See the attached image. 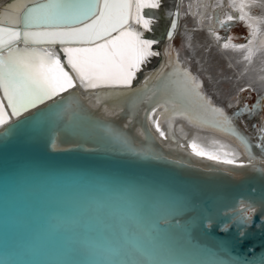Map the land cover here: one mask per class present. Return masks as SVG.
I'll list each match as a JSON object with an SVG mask.
<instances>
[{
    "label": "water",
    "instance_id": "95a60500",
    "mask_svg": "<svg viewBox=\"0 0 264 264\" xmlns=\"http://www.w3.org/2000/svg\"><path fill=\"white\" fill-rule=\"evenodd\" d=\"M135 5L133 0V10ZM174 34L170 29L159 37L167 41ZM172 56L142 81L141 76L131 84L88 88L142 91L168 68ZM75 77L74 87L19 117L0 92L9 116L0 125V264H264L263 208L249 223L240 222L247 215L240 199H264V154L254 142L257 159L242 155L244 162L235 165L197 155L189 143L179 144L187 161H205L218 171L211 176L171 156L149 128L159 150L139 149L128 141L134 149L129 151L98 132L109 121L74 110L65 114L68 98L80 96ZM163 105L147 104L148 117ZM248 167L251 174L227 179L226 170Z\"/></svg>",
    "mask_w": 264,
    "mask_h": 264
},
{
    "label": "bare ground",
    "instance_id": "6f19581e",
    "mask_svg": "<svg viewBox=\"0 0 264 264\" xmlns=\"http://www.w3.org/2000/svg\"><path fill=\"white\" fill-rule=\"evenodd\" d=\"M257 1L252 0L247 3L245 1L244 12L247 15L244 19H241L240 0H235V3L233 0H159L160 6L155 8L139 7L140 3L151 4L154 0H136L131 15L133 24L131 23L130 27L127 26L114 37L106 38L95 45H64L62 46L63 49L55 45L54 49H48L51 52L54 51L60 61L65 63L64 67L67 71H70L72 78L73 74L76 76L74 78L76 89L80 91L79 97L71 95L66 101L67 103L64 105L65 114L70 110H74L109 121L107 122L108 127L101 128L98 132H105L119 142L120 138L131 141L138 145L139 149L151 148L157 151L159 149L152 140L149 128L157 140L161 141L164 150H167L174 158L184 159L188 166H192V168L197 169L198 173H203V175L211 176L218 171L214 167L203 163L205 161H187L184 157L185 150L180 149L179 144L186 146L189 143L190 151L195 152L192 148V144L195 143L205 153L220 155L221 160L232 158V154H235L237 163L238 160L242 159V155L245 156V159H249L236 136L213 127L211 124L190 122L183 114L173 112L172 105L165 102L166 97L163 89L164 85L169 82L173 72L178 70L190 72L202 84L200 91H204L212 103L217 105L218 108L224 109L232 118L237 132L248 140L251 145V152L255 154L251 143L254 142L259 147L261 143L259 139L260 132L252 130V128L259 120V112L255 110L244 114L240 103L234 98L236 92L234 89L229 88V81H224L223 85L222 81L218 82L220 89L217 93H213L210 87L207 86V83L210 82L202 74L209 72L208 70L211 69L216 70L215 68L218 66L224 67L220 75L223 73L228 79L238 78L241 81L244 79L248 82H255V86L260 92L264 89V0ZM6 2H9V0H0V9L4 8L3 4ZM250 5L251 7H249ZM255 6L260 8V14L252 11ZM138 14L139 22H137ZM230 15L231 19L227 18ZM174 21L176 28L173 32L175 34L167 41L161 40L159 36L172 29L171 25ZM145 22H147V28L151 31L148 32L143 27ZM231 22L246 24L251 34L250 43L246 47L238 49L242 46L239 47L231 42L227 35L221 34L222 30L229 26ZM193 27L196 29H193ZM127 33L138 35L139 40H134L131 36L126 35ZM117 37H120V39L117 40ZM144 40L155 42L152 44L149 53H157V55L145 54L143 57L128 55L120 67H115L109 62L107 54L111 51L117 48L129 50L140 48L142 47L140 42ZM159 43L160 46L158 47ZM100 45H105V47L100 48ZM65 49L94 50L90 52L74 51L72 56V59L78 62V67L89 73L91 81L82 79L81 71L71 66L70 58ZM172 53L173 59L168 68L161 72L163 75H159V79H156L148 88L142 91L115 93L118 90H126L128 87H104L99 88L98 93L88 88L91 87L92 83H95L96 86L131 84L141 76L142 81L143 78L148 77L154 71L152 68L158 64H164L165 60H170ZM226 65L234 68V73H231L232 71H229L230 69ZM208 76L214 80L218 78L210 73ZM123 77H128L130 82H123ZM76 78L77 80H75ZM248 82L247 84H249ZM151 102L163 103L164 105L158 107L148 117L146 106ZM165 108L169 109L168 113L164 112ZM160 115L161 117H159ZM156 117H158L157 120ZM155 120L159 123V129L165 131L163 133L166 140L159 137L160 132L154 130L156 124L153 121ZM86 130L93 133L89 128H86ZM252 170V167H248L244 171L226 170L225 172L228 175L227 179L230 180L240 177L244 173L249 175ZM240 207L248 216L253 215L256 210L262 208L264 214V199L245 196L240 199Z\"/></svg>",
    "mask_w": 264,
    "mask_h": 264
},
{
    "label": "snow or ice",
    "instance_id": "6c2138e0",
    "mask_svg": "<svg viewBox=\"0 0 264 264\" xmlns=\"http://www.w3.org/2000/svg\"><path fill=\"white\" fill-rule=\"evenodd\" d=\"M233 2L235 3V0ZM146 6L155 8L159 7L160 3L159 0H154L151 4H139L140 8ZM132 7L133 0H9L6 7L0 9V92L3 93L12 115L19 117L46 100H51L68 88L74 87L73 80L64 70L58 55L54 51L50 52L47 48L37 46L96 44L129 24ZM244 8L245 0H240L241 19L247 15ZM88 20H91V23H87ZM137 22H139V14ZM80 24L83 26H77ZM144 26H148L147 22ZM175 28L176 24L173 23L172 29ZM126 35L136 41L139 40L136 34ZM116 39L119 40L120 37ZM20 41H23V47L19 46ZM140 43L142 44L140 48L131 50L117 48L111 51L107 54L109 62L115 67H120L128 55L137 57H143L145 54L157 55V53H149L154 41L144 40ZM99 47L104 48L105 45ZM65 51L70 58L71 66L81 71V78L91 81L89 73L80 69L78 62L73 60L72 56L74 51L94 50L65 49ZM123 82L129 83L130 79L123 77ZM91 86L96 85L92 83ZM201 87L202 84L190 72L175 71L171 74L169 82L164 85L165 102L172 105L173 112L183 114L190 122L211 124L236 136L248 154L249 160L255 159L251 145L237 132L232 118L224 109L215 107L200 91ZM257 107L264 109V96L256 105L245 106L242 111L251 112ZM164 112L168 113L169 109L165 108ZM8 122V111L4 101L0 100V125ZM153 123L159 129V123L157 121ZM9 131L11 129L6 130L4 135ZM161 135L164 133L161 132ZM259 139L261 141L259 148L264 154V128L260 129ZM120 143L129 151H134L126 139L120 138ZM192 148L197 155H206L208 159L221 161L220 155L205 153L195 143L192 144ZM222 162L229 165L237 164L235 154H232V158L223 159ZM260 171L264 172V169ZM250 221L251 217L248 215L240 217L242 224Z\"/></svg>",
    "mask_w": 264,
    "mask_h": 264
},
{
    "label": "rangeland",
    "instance_id": "374dc122",
    "mask_svg": "<svg viewBox=\"0 0 264 264\" xmlns=\"http://www.w3.org/2000/svg\"><path fill=\"white\" fill-rule=\"evenodd\" d=\"M246 3L247 2H251L252 0H245ZM257 1V0H256ZM262 1V0H261ZM257 2H260L259 0ZM251 7V5L249 6ZM254 13L260 14V8H257L256 6L254 7V10H252ZM241 23V22H231L229 23V26H226L224 28V30H222L221 34H225L227 35V38L230 39L231 42L237 44L239 47L242 46L241 48L238 49H242L244 47H246L248 45L249 40L251 38V34L246 26V24ZM193 29H196L195 27H193ZM227 67H229V71H232L231 73H234L235 69L230 67L229 65H226ZM225 66V68H226ZM211 68V67H209ZM211 70H214L213 72L211 70H208L209 72H204L202 75H204V78H207L206 80L209 81L210 83H207V86L210 87V89L212 90L213 93H217V91L220 89V85L217 84L218 82L222 81V85L224 81H229L230 82V87L234 89V91L236 92L234 95V98L236 100H238V103H240L241 105V110L245 108V106H253L257 104V101L264 96V89L260 90L255 86V82L253 83L252 81L248 82V80H244L241 81L238 78H231L228 79L226 78V75H223V73L220 75L221 70L224 69V67H217ZM232 69V70H231ZM234 70V71H233ZM213 74L216 78V80L214 79H210V76H208V74ZM220 79V80H219ZM214 80V81H213ZM250 80V79H249ZM245 81V82H244ZM247 82L249 84H247ZM252 84V86H251ZM254 85V86H253ZM219 87V88H218ZM257 110L259 112V120L253 125L252 130H256L258 132H260L261 127H264V109L257 107L254 108L251 112ZM260 110V111H259ZM249 111H243L244 114L246 113H251Z\"/></svg>",
    "mask_w": 264,
    "mask_h": 264
}]
</instances>
